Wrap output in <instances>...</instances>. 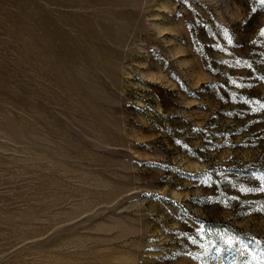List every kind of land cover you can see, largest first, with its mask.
Listing matches in <instances>:
<instances>
[{
  "label": "rangeland",
  "instance_id": "1",
  "mask_svg": "<svg viewBox=\"0 0 264 264\" xmlns=\"http://www.w3.org/2000/svg\"><path fill=\"white\" fill-rule=\"evenodd\" d=\"M0 264H264V3L0 0Z\"/></svg>",
  "mask_w": 264,
  "mask_h": 264
},
{
  "label": "snow or ice",
  "instance_id": "2",
  "mask_svg": "<svg viewBox=\"0 0 264 264\" xmlns=\"http://www.w3.org/2000/svg\"><path fill=\"white\" fill-rule=\"evenodd\" d=\"M262 3H264V0H261Z\"/></svg>",
  "mask_w": 264,
  "mask_h": 264
}]
</instances>
